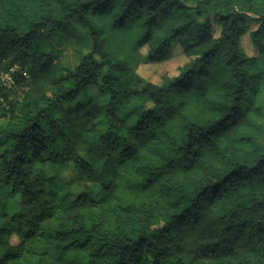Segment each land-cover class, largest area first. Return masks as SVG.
Listing matches in <instances>:
<instances>
[{"label":"trees","instance_id":"trees-1","mask_svg":"<svg viewBox=\"0 0 264 264\" xmlns=\"http://www.w3.org/2000/svg\"><path fill=\"white\" fill-rule=\"evenodd\" d=\"M10 67L0 264H264V0H0Z\"/></svg>","mask_w":264,"mask_h":264},{"label":"rangeland","instance_id":"rangeland-1","mask_svg":"<svg viewBox=\"0 0 264 264\" xmlns=\"http://www.w3.org/2000/svg\"><path fill=\"white\" fill-rule=\"evenodd\" d=\"M188 3H191L190 1H187ZM256 23L254 21H250L247 25L246 31L243 33L241 38V45L247 55L251 56H257L258 50L254 48L252 45L249 32L256 28ZM217 29V28H216ZM217 32V31H216ZM74 38H69L67 36H61L54 41V48L57 49L60 53V62L64 65H74L77 60L76 51L78 49L79 43H82L83 45L86 44V39L82 37V31L79 28H75L74 30ZM142 52H144V49H142ZM186 61V58L182 52V49L179 45L174 44L172 46L171 50V56L168 60H166L163 63L159 64H150L147 62H143L138 67V73L146 80H149L153 83H159L161 80V76L163 74L168 75H174L177 73V68L182 65ZM260 65L263 66V63L261 62ZM262 103L264 105V79L262 81ZM12 96L14 99H19L21 94V89L16 86L11 90ZM93 94L95 96H98L97 92L93 91ZM100 101H102V98H98ZM5 108L0 103V121H4L5 117L9 115V110ZM92 123H95L94 121H88L87 124L90 125ZM98 128H103L102 123L96 124ZM76 173L73 171V168L70 167V169L66 172L65 178L67 180L75 178ZM75 193L79 191V188H76ZM17 239L13 238L12 243H16Z\"/></svg>","mask_w":264,"mask_h":264},{"label":"built area","instance_id":"built-area-1","mask_svg":"<svg viewBox=\"0 0 264 264\" xmlns=\"http://www.w3.org/2000/svg\"><path fill=\"white\" fill-rule=\"evenodd\" d=\"M16 70L23 78L26 80L28 79V74L25 71L19 70L17 67H10L6 70L0 69V93L6 90L11 91L17 86L16 77L14 74ZM13 99L14 97L12 96V93L9 94L6 99L0 94V103L5 108H9V101H12Z\"/></svg>","mask_w":264,"mask_h":264}]
</instances>
